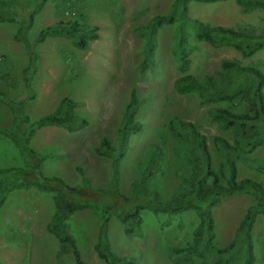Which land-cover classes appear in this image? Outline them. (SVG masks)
Returning <instances> with one entry per match:
<instances>
[{"label":"rangeland","instance_id":"rangeland-1","mask_svg":"<svg viewBox=\"0 0 264 264\" xmlns=\"http://www.w3.org/2000/svg\"><path fill=\"white\" fill-rule=\"evenodd\" d=\"M172 1L47 0L36 15L28 39L38 55L37 68L31 82L33 98L28 100L25 112L34 120L53 111L62 98L69 97L79 102L75 113L87 118L88 124L76 132H68L59 126L43 127L26 140L27 124L15 125L12 110L0 101V168L19 169L4 178L8 184L5 186L6 199L0 205V264H74L71 251L57 256L59 244L46 230L53 213L54 192L33 184L31 176H35L36 167L20 147L24 142L27 141V147L42 157L39 168L43 175L59 176L75 186L82 181L78 171L81 167L93 188L109 189L113 176L111 158L97 154L95 147L102 137L115 142L123 111L131 91L135 90L141 100L136 119L143 123V128L129 138L126 155L120 163L117 190L125 195L130 193L129 184L136 175V162L149 144L157 142L163 149V161L149 186L163 199H168L186 186L184 178L194 170L189 147L177 141L169 131V121L174 116L197 124L214 157L217 152L211 138L220 135L232 139L229 131L221 129L207 116L209 107H227L226 103L202 104L196 93L176 91L174 82L179 71L172 50L171 25L163 26L158 33L156 69L142 71L139 67L143 41L134 28L168 10ZM189 6L190 16L211 24L248 25L258 33L264 32L263 10L243 13L234 0L192 1ZM83 19L97 25L100 35L99 39L90 42L88 49L80 50L69 39L59 37H48L42 43H35L36 34L42 27ZM17 26L16 22H0V74L9 73L7 82L0 77V90L8 92L15 100L27 95L22 68L28 56L23 44L13 39ZM191 44L194 48L189 72L197 77L215 74L223 59L256 65L264 71V48L244 58L227 43L191 40ZM245 108L242 103L234 110L241 112ZM254 160H264V146L239 160L238 176L255 178L264 185V174L250 166ZM253 202L254 197L250 194L230 195L212 207L217 246L228 244L246 207ZM142 219V234L129 236L124 234L121 222L111 217L108 238L114 252L134 255L139 264H177L170 260L167 248L190 242L198 224L196 213L191 210L154 213L145 209ZM98 225L99 212L92 207L74 212L67 220L68 230L86 264H105L94 250ZM252 234L255 264H264V214L258 216ZM196 262L200 263V260Z\"/></svg>","mask_w":264,"mask_h":264},{"label":"trees","instance_id":"trees-1","mask_svg":"<svg viewBox=\"0 0 264 264\" xmlns=\"http://www.w3.org/2000/svg\"><path fill=\"white\" fill-rule=\"evenodd\" d=\"M47 0H0V22L18 24L13 39L23 44L27 53V63L22 68L27 95L15 100L6 91L0 90V101L9 107L15 118V125L27 124L25 139L43 127L59 126L68 132H76L88 124L87 118L75 113L79 102L69 97L62 98L55 109L31 120L26 114V104L33 98L31 82L37 68L38 55L34 52L28 34ZM220 2L228 0H173L168 10L155 14L146 24L137 25L134 30L142 38V52L139 67L142 71H153L157 67L155 51L158 46V33L165 25L173 28L172 50L176 58L179 76L174 86L179 93H196L202 104L226 103L228 106H212L207 110L210 121L231 133L232 139L214 135L212 145L217 152L214 157L206 136L194 122L174 116L169 121V131L179 142L189 148V159L194 170L185 177L186 186L168 199L149 182L156 176L163 161V149L151 143L135 164L136 175L131 180L130 193H120V163L126 155L129 138L143 128L136 119L141 100L135 90L130 93L125 106L114 143L102 137L95 147L99 155L108 156L112 163V186L109 189L93 188L90 179L81 167L78 171L81 184L72 186L59 176H46L40 171L42 157L21 145L22 151L36 167L33 184L42 190L54 192L53 213L46 224V230L59 244L57 256L71 251L74 264H86L76 241L67 227L68 218L76 211L92 207L99 212V225L94 250L105 264H139L134 255H119L111 247L108 238L109 222L112 216L118 219L123 232L129 236L142 234V211L180 213L191 210L198 216V224L190 242L183 246L169 245L170 260L177 264H255L256 253L252 228L259 215L264 214V185L252 177L238 176V162L244 155L264 146V71L256 65H242L233 59H223L215 74L206 73L197 77L189 72L191 53L194 45L191 40L211 44L227 43L247 58L264 48V32H256L252 26L239 27L211 24L189 14L190 2ZM241 12L256 9L264 11V0H234ZM31 9L25 14V10ZM82 16V15H81ZM48 37L69 39L80 50L89 48L93 40L99 39L98 26L83 19L71 22H57L42 27L36 34L35 43H42ZM2 58V56H1ZM0 77L7 82L9 73ZM11 85V84H10ZM245 103L244 111L235 108ZM38 158V159H37ZM30 160V161H31ZM250 166L264 174V160H254ZM17 168H0V205L7 196L4 180ZM24 171V170H23ZM24 172H28L24 171ZM250 194L254 202L249 204L237 224L235 234L225 246L215 243L216 220L212 207L220 204L225 196ZM199 259L200 263L196 260Z\"/></svg>","mask_w":264,"mask_h":264}]
</instances>
